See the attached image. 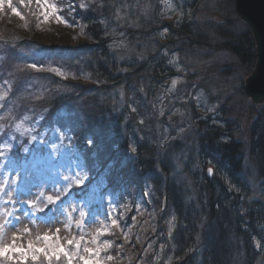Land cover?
<instances>
[{
	"label": "trees",
	"instance_id": "trees-1",
	"mask_svg": "<svg viewBox=\"0 0 264 264\" xmlns=\"http://www.w3.org/2000/svg\"><path fill=\"white\" fill-rule=\"evenodd\" d=\"M68 1L73 3L75 10L69 12L65 8L62 12L70 14L67 16L69 20H75L83 40L75 48L62 46L56 51L69 56L85 54L86 59L80 66L82 75L75 74L64 80L74 82L71 78H75L80 81L73 83L75 91L71 92V83L64 82L62 86L54 84L56 76L49 77L47 81L41 79L44 89L41 88L40 92L46 91V98L32 103L49 108L51 115L52 109L62 113L71 103L76 104L77 119L71 118L70 123V117H64L57 120V125L62 128L70 124L77 132L72 143L78 142L81 149H85L83 140L90 135L94 137L95 143L86 148V154L97 153L99 170L94 171L101 178L109 161L115 162L106 177L109 194L118 191V178L129 185L137 193L135 197L143 202L139 194L146 191V185L153 187L158 199L167 196L172 212V232L169 234L168 225H165L164 238L158 241L157 234L153 244L139 252L135 264H259L261 261L264 264V206L257 200L250 201L251 190L244 172L241 145L235 139L238 129L232 120L233 115L227 116L230 111L224 109L216 113V120L209 115L194 117L192 121L196 132L189 143L191 151L181 146L170 149V145H163L157 140L155 132H151L154 128L150 131L153 120L146 116L145 105L152 93L150 91L174 77L175 73L167 58L149 60L147 44L138 41L145 31L156 34V28L163 29L170 36L168 41H161L162 45L168 46V50L181 46L182 49L188 47V50L193 46L197 50V47L200 49L203 46L213 51L219 46L241 65L254 68L257 45L249 26L246 24L238 32L226 22L209 25L208 32L214 36V39H209L200 34L191 22L192 8L186 5L181 6L180 16L168 24L157 19L146 28L144 24L133 27L132 19L125 16L115 22L118 28L115 31L109 20L116 17V10L121 7L120 0H92L85 8L79 7L80 0ZM216 1L225 12L229 13V7L233 8L234 0ZM57 2L66 5V0ZM233 13L235 15L234 10ZM35 28L33 23L23 29L9 30L0 26V39L30 41V46L35 48L41 46L34 38ZM120 39L123 41L119 42ZM124 42L134 49L136 56L131 57L117 49V45ZM182 53L188 52L184 50ZM15 58L10 57L8 66ZM5 74L11 75L9 68ZM83 74H86L89 84L82 82ZM35 75L34 72L21 74L23 80L33 78L32 84ZM130 84L143 96L138 102V110L141 107L142 113H131L128 106L119 111L108 98L119 86ZM20 86L15 88L17 93L22 92ZM31 87L36 89L35 85ZM243 94H246L245 90ZM51 115L46 117L47 123L53 121ZM146 127L148 131H145ZM31 136H34L33 133ZM30 145L29 141L21 148L28 146L30 149ZM131 148H135L136 152L131 153ZM20 150L13 148L11 153L16 167L20 165V159L23 161L33 153L29 151L25 154ZM248 154L258 178L263 180L264 102L251 123ZM175 155L179 160L177 166L174 164ZM180 161L181 178L176 180ZM209 168L213 169L212 175L208 174ZM90 191L84 189L81 196L88 200Z\"/></svg>",
	"mask_w": 264,
	"mask_h": 264
},
{
	"label": "rangeland",
	"instance_id": "rangeland-1",
	"mask_svg": "<svg viewBox=\"0 0 264 264\" xmlns=\"http://www.w3.org/2000/svg\"><path fill=\"white\" fill-rule=\"evenodd\" d=\"M90 1L92 0H80L79 3L86 5ZM54 2L58 7L65 6L64 4H59L57 0H54ZM68 3L69 1L66 0V5ZM119 3H121V7L116 10L115 18L106 15L111 18L109 22L113 26L112 30L115 31L118 29L115 22L118 19L123 20L125 16L132 19L133 22L131 24L133 27L144 24L143 26L146 28L147 25L158 20H165L168 24V22L180 16L181 6L186 5L189 9L192 8V13L190 14L191 22L196 25L200 34L203 33L209 39H214L212 38V33L208 32L207 28L209 25L226 22L238 32H241L243 27L246 26V23L237 15L235 0L233 8L229 7L231 9L229 13L223 11L216 0H133L132 2L120 0ZM13 6L19 10L22 8L20 11L27 19L28 26L33 23L36 27L34 38L41 46L37 45L33 48L30 46V41L23 42L17 38L12 40L0 39V95L7 93L3 99H0V145L13 144L15 146L14 149L20 150L22 145L29 143L33 133L34 136L49 141L50 147L40 143H32L30 149H32L33 153H30L27 159L23 161L20 159L18 167L6 166L0 169V183L15 178L17 173L21 176L18 186L8 185L6 186L5 194H0V223L11 219L12 217L8 214L14 213L15 216L20 217V221L16 227H8L6 229L9 237L12 232L17 231V228H23L24 226L32 230V238L35 237L37 232L43 234L50 230L54 231L56 228L61 229L59 233L61 237H79L81 231L75 226L72 227L70 232L64 229L63 216H59L57 221L52 224L41 221L33 224L29 217L23 215V209L27 207L26 204L5 203L9 199L6 195L8 191L12 192L13 201L35 200L41 191H43L45 196H55L57 194L56 191L48 185L42 189L33 188L32 194L27 195L18 194L17 188L25 186V178L33 182L50 181L55 179L57 174L68 175L69 173L64 169L75 166L77 161L72 157V154L58 148L59 142L57 141L56 129L60 128L57 125L58 119L70 117V123L72 122L71 118L77 119L76 104L71 103L62 113H56L52 109L51 115L49 108L44 109L43 106L32 102H38L40 99L46 98V91L42 90L40 92L41 88L44 89L41 79L47 81L49 77L56 76L57 82L54 84L59 86H62L64 82H68L67 84L71 83L69 84L71 92H74L73 83L80 80L75 78H71L74 82L68 80L75 74L81 73L80 75H82L83 70L80 66L83 59H86L85 54L69 56L60 53L59 50L56 51L57 48L59 49L62 46L75 48L83 40V37L79 35V27L76 25L75 20L68 19L67 16H70V14L60 13L68 21L67 24L51 21L37 26V21L33 22L35 18L31 15L32 11L36 10L34 3L26 7L20 3V0H13ZM124 11L126 14H124ZM22 24L24 22L14 15L7 3H5L3 10H0V26L6 29H23L25 27ZM156 30H158L156 34L151 33L149 30L145 31L140 36L141 38H138V41L143 45L147 44V57L149 60L154 57L167 58L172 63L175 76L150 91L152 93L148 96L145 105V108H147L145 110L146 116L153 120V127L150 131L154 128L151 132H155L157 140L161 141L163 145H170V149H176L177 146H181L189 150L192 135L196 132L193 122L194 117L209 115L213 120H216V113L220 110L230 111L227 116L233 115L232 120L238 129L235 139L241 145L244 172L251 190L250 201L257 200L264 206V179L258 178L256 169L248 154L251 123L261 104L254 103L246 94H243L245 82L253 73L254 68L241 65L233 56L219 46H216L213 51L203 46L200 49L197 47V50L193 46L189 50L188 47L182 49V46L168 50V46L162 45L163 42L161 41H168L169 34L162 31L163 29L156 28ZM152 35L154 38L151 39L150 36ZM121 41L123 40L120 39L119 42ZM117 46L118 50L128 53L131 57L136 56L134 49L129 47L127 42L120 43ZM184 50L188 53H182ZM11 56L16 58L12 65L8 66ZM32 63L42 65L44 70L32 69L29 67ZM50 67L59 68L64 75L60 76L48 71L47 69ZM7 68H9L11 73L10 76L5 74ZM30 72L36 74L34 76V84H32L33 78L23 80L21 76L22 73L27 74ZM83 75L81 76L82 82L89 84L86 74ZM66 78L69 79L64 81ZM22 80L23 82L21 83ZM173 80L176 81L174 87ZM20 83L21 86L19 85ZM40 83L42 87H40ZM34 85L36 89L31 87ZM17 86H20L22 92L17 93L15 91ZM92 95L94 94L92 93ZM139 97L143 99V96L138 94V89L133 84L119 86L115 92L108 95L111 104L117 107L119 111L123 106H128L131 108V113L135 114L142 113L140 111L141 107L138 110ZM145 112L143 111L144 114H146ZM48 115H51L53 121L47 123L46 117ZM66 126H70V124ZM42 129H47V131ZM76 133L75 130L71 133L73 142H75L74 135ZM172 141L175 144H172ZM63 143L68 144L69 141L65 139ZM171 145L175 147H171ZM178 161L175 155L174 164L176 163V166ZM179 163L178 175H174L176 180L181 178L179 175L182 168L181 161ZM0 164H6L4 158H0ZM116 180L119 187L114 196L118 206L113 216L119 220L120 228H112L110 232L114 234L106 233L100 236L97 243L103 244L105 240L111 242V247L101 253L102 256L111 255L114 257L113 260L106 261V264H135L139 257V252L152 245L157 234L159 235L158 241L164 238L167 230L164 226L168 225L169 228L172 222V212L166 198L167 196L164 195L158 199L151 185H146L147 188L144 193L141 192L139 194L138 191V194L144 200L143 202L135 197L137 193L129 185L127 186L118 178ZM90 184L91 181L88 182V185ZM88 185H85V189L90 191ZM87 196H89L90 206L95 208L106 207L108 201L112 199V195L109 194L108 190L90 191ZM67 207L69 210L71 209V205ZM133 217H135V220H133ZM102 223L109 224L110 220L105 216H97L91 222L86 223L83 233L85 240L89 242V247L94 246L91 244V236L96 229L101 228ZM124 232L128 233L127 239L123 235ZM27 238L25 237V243Z\"/></svg>",
	"mask_w": 264,
	"mask_h": 264
},
{
	"label": "snow or ice",
	"instance_id": "snow-or-ice-1",
	"mask_svg": "<svg viewBox=\"0 0 264 264\" xmlns=\"http://www.w3.org/2000/svg\"><path fill=\"white\" fill-rule=\"evenodd\" d=\"M5 3H7L12 13L24 22V26L28 27L27 19L17 7L13 6V0H0V10H3ZM20 3L26 7L33 3L36 5V10L32 11L31 15L37 21V26L41 23H49L51 21L67 24L68 21L60 13L65 8L69 12L75 10L71 2L64 7H58L54 0H20ZM79 7L85 8L86 5L81 3ZM29 67L36 70H44L42 65H37L36 63L30 64ZM47 70L60 76L64 75L57 67H50ZM172 83L174 87L176 81L173 80ZM6 95L7 93L0 95V99H3ZM73 131L74 129L71 126L56 129L57 141L59 142L58 148L71 153L72 157L77 161L74 167L64 169L69 174H57L55 179L42 182H33L25 178V186L17 188L18 194L23 193L27 195L32 194L33 188L42 189L48 185L57 194L55 196H45L43 191H41L35 200L13 201L12 192L8 191L6 195L9 199L5 203L26 204L27 207L23 209V215L29 217L33 224L37 221L52 224L57 221L59 216H63L64 229L70 232L72 227L75 226L81 231V235L79 237H61L59 235L61 229L56 228L54 231L50 230L43 234L37 232L35 237L32 238V230L24 226L23 228H17V231L12 232L9 237L6 229L8 227H16L20 221V217L15 216L14 213H9L8 215L12 218L0 223V264H106V261L114 259L111 255H101L102 251L111 247L110 241L105 240L103 244L97 243L100 236L106 233L114 234L110 232L112 228H120L119 220L113 216L118 206L114 193L111 194L112 199L108 201L107 206L103 208L90 206L89 201L85 200L81 196V193L89 181H91V184L88 185L90 190L107 191L108 185L106 183V177L115 162L109 161L102 173L103 178L98 176L96 171H94L99 170L97 153L93 152L90 156L86 154V148L91 147L95 143L94 137L90 135L85 140V149H81L78 142L75 144L72 143L71 133ZM65 139L69 141L68 144L63 143ZM30 143H40L41 145L50 147L49 141L37 136H33ZM14 147L13 144L0 145V158H4L6 161V164H0V169L6 166L15 167V158L11 156ZM4 149H7V151ZM20 151L26 154L32 151V149L25 146ZM130 151L131 153H135L136 149L131 148ZM89 160L92 161L91 165L89 164ZM207 171L209 175L213 174V169L209 168ZM20 179L21 176L17 173L15 178L0 183V194H5V189L8 185L18 186ZM68 205H71L70 210L67 207ZM97 216H105L110 220V223H102L101 228L95 230V233L91 236V244L94 246L89 247V242L85 240L83 229L86 223L91 222ZM133 220H135V217H133ZM171 232L172 225L170 224L169 234ZM123 235L127 239L128 233L124 232ZM25 237H28L26 243L24 242ZM257 247H259V242H257Z\"/></svg>",
	"mask_w": 264,
	"mask_h": 264
},
{
	"label": "water",
	"instance_id": "water-1",
	"mask_svg": "<svg viewBox=\"0 0 264 264\" xmlns=\"http://www.w3.org/2000/svg\"><path fill=\"white\" fill-rule=\"evenodd\" d=\"M239 18L250 28L257 45L253 73L245 82V92L256 104L264 102V0H235Z\"/></svg>",
	"mask_w": 264,
	"mask_h": 264
}]
</instances>
